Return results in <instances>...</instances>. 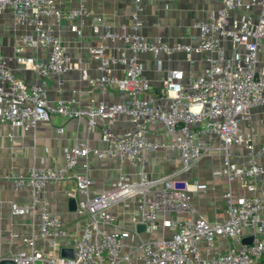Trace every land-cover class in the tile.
Returning a JSON list of instances; mask_svg holds the SVG:
<instances>
[{
  "label": "built area",
  "instance_id": "1",
  "mask_svg": "<svg viewBox=\"0 0 264 264\" xmlns=\"http://www.w3.org/2000/svg\"><path fill=\"white\" fill-rule=\"evenodd\" d=\"M143 2L134 0L130 24L114 25L83 0L67 9L56 0H0V16L9 13L17 31L13 56L4 54L0 34V121L11 129L9 137L15 138V128L27 131L57 114L67 119L86 116L88 129L100 125L106 142L99 148L87 139L78 140L65 148L63 165L33 164L27 175H6L17 189L29 192L28 202H11V213L29 215L32 231L23 238L22 250L0 256V261L264 264V143L256 146L252 125V110L264 106V67L259 58L264 49V0H221L216 12L195 23L199 29L196 45L144 35ZM88 20L97 40L88 46L89 56L100 60L97 76L89 74L82 59L72 57L61 30L67 21L69 30L81 39ZM180 52L193 67V54L200 53L203 67L167 70L162 87L154 90L140 56L151 53L160 70L166 58ZM11 61L33 71L36 82L21 78ZM72 71L80 72L90 93L115 90L120 100L108 103L91 98L86 105H78L75 98L64 97L63 76ZM51 78L58 85L54 101L48 92ZM120 115L132 126L116 134L110 126ZM153 132L163 138L150 137ZM238 147L245 148L240 159L233 153ZM164 148L181 152L183 171L211 151L222 154L223 166L215 174L224 175L228 182L224 219L209 221L196 215L191 204L195 183L172 175L149 176L146 153ZM91 154L139 165L137 180L122 175L111 189L93 192L94 181L76 171L80 159H86L88 169ZM58 181L75 183V221L64 222L49 208L45 189L49 182ZM234 186L239 189L237 195ZM130 199L137 209L135 223L144 224L150 234L171 230V236L135 243L138 232L122 227L114 214L120 202ZM248 237H252L251 244L244 243ZM63 247L72 248L73 256H62Z\"/></svg>",
  "mask_w": 264,
  "mask_h": 264
},
{
  "label": "crops",
  "instance_id": "2",
  "mask_svg": "<svg viewBox=\"0 0 264 264\" xmlns=\"http://www.w3.org/2000/svg\"><path fill=\"white\" fill-rule=\"evenodd\" d=\"M58 5L67 9L75 7L80 0H56ZM87 7L94 9L98 14L114 25L130 24L134 0H83ZM222 5L221 0H144L143 2V27L142 33L150 37H159L169 43L181 42L196 45L199 40V29L195 23L207 19ZM65 45L74 59H82L88 66L91 76L99 75L96 69L100 60L91 58L88 46L97 44L89 20L84 27V35L79 39L75 33L69 30V23L64 21L61 27ZM0 34L3 52L6 56L14 55V44L17 31L9 13L0 16ZM200 53H194L196 60L194 67L186 60L183 52L166 58L162 69H158L155 57L151 53L140 56L144 64L145 74L149 78L154 90L162 87L167 70L192 69L200 70L203 67ZM260 66L264 67V49L259 54ZM10 65L16 69L17 74L28 83L36 82L33 71L18 66L14 61ZM116 73L121 76L118 68ZM63 95L66 98H75L78 105H86L91 98L104 100L108 103H116L120 100L115 90L103 94L96 89L90 93L89 85L80 77L79 71H72L63 76ZM76 89V94L73 93ZM50 98L54 101L58 93V85L55 79L49 80L48 89ZM252 125L256 146L264 143V106H258L252 110ZM131 121L124 115H120L116 123L110 127L116 134H122L131 128ZM63 127V132L58 128ZM244 130L248 129L246 123L242 124ZM10 128L0 121V256H8L24 248L23 238L32 231L31 217L29 215H13L11 202L26 203L29 201V192L24 188H16L12 179L7 174L27 175L31 165L52 166L65 163L64 150L72 147L76 141L87 139L90 145L103 148L106 142L102 138L101 126L88 129V118L67 119L63 116L52 114L49 121L40 122L35 128L24 131L20 128L13 129L15 138L12 140L8 133ZM150 137H159L160 133L153 132ZM217 142V141H216ZM234 157L240 159L245 154L244 147L233 149ZM86 159H80L76 171L86 174L94 181L93 192H102L113 187L114 183L122 175H127L137 180L140 166H133L128 162L120 163L116 159L96 158L90 155L87 159L88 169L84 167ZM145 170L153 179L164 175H172L175 178L187 180L190 184H196L191 192L192 207L197 216H202L209 221L222 220L226 217L224 194L228 188L227 178L224 175H216L215 172L223 166V156L220 152L211 151L199 159L189 171L182 170L181 152L178 149L164 148L156 151H148L145 155ZM161 186V185H160ZM234 194L239 193L237 186L233 188ZM76 186L74 181L49 182L45 189V198L49 202V208L57 213L64 222L75 221L76 210L73 209L71 198L75 197ZM77 200V197H76ZM117 223L132 232H138L135 243L140 240H149L161 236L170 237L171 230H159L152 234L139 230L142 223H135L133 216L137 215L136 205L133 199L120 202L114 211ZM144 225V224H143Z\"/></svg>",
  "mask_w": 264,
  "mask_h": 264
},
{
  "label": "water",
  "instance_id": "3",
  "mask_svg": "<svg viewBox=\"0 0 264 264\" xmlns=\"http://www.w3.org/2000/svg\"><path fill=\"white\" fill-rule=\"evenodd\" d=\"M71 203L73 204V209L76 210V208H77L76 197H72L71 198ZM144 228H145V225H143V224L138 226L139 230H143ZM251 241H252V237H248V238L244 239V243H247V244H251ZM60 254L62 256H70V257H72L73 256V249L72 248H68V247H63V248H61ZM0 264H16V263L12 259L5 258V259H2L0 261Z\"/></svg>",
  "mask_w": 264,
  "mask_h": 264
}]
</instances>
